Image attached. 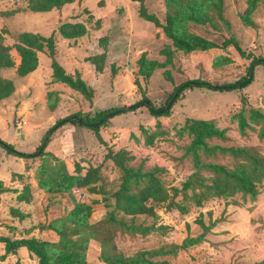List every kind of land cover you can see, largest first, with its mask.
Segmentation results:
<instances>
[{
    "label": "rangeland",
    "instance_id": "1",
    "mask_svg": "<svg viewBox=\"0 0 264 264\" xmlns=\"http://www.w3.org/2000/svg\"><path fill=\"white\" fill-rule=\"evenodd\" d=\"M71 1L0 0V140L15 151L0 147V238L48 264H264V66L243 89L169 101L186 81L234 84L248 55L264 59V0H144L177 36L218 46L192 52L137 1ZM50 37L90 97L54 76ZM112 107L125 111L98 133L51 130ZM0 264L40 262L0 242Z\"/></svg>",
    "mask_w": 264,
    "mask_h": 264
},
{
    "label": "trees",
    "instance_id": "2",
    "mask_svg": "<svg viewBox=\"0 0 264 264\" xmlns=\"http://www.w3.org/2000/svg\"><path fill=\"white\" fill-rule=\"evenodd\" d=\"M132 1H137L140 4L139 7V14L140 16L154 24L156 27H159L162 29L163 33L165 36L172 42V44L178 48L181 49L185 52H192L196 50H209L213 48H217L218 46L213 43V42H208L205 40H202L197 37H192L189 39L182 38L180 36H177L173 32V27L171 24V21L167 19L165 23H161L156 17L150 16L146 13L144 7H143V2L144 0H132ZM72 3L71 0H53V5L56 8H59L65 4H70ZM106 40L101 39L99 43H104ZM226 45H232L237 52L241 55L244 56V53L242 50L239 48V46L234 43L233 41H226L222 44V46ZM47 57L50 61L51 69L54 74V76L59 79L61 82L67 84L70 88L78 90L82 92L84 95L90 97V92L88 91L87 88L84 87V85L79 82V81H73L70 77L66 76L63 72V69L60 67L57 58H56V51H55V43L52 37H50L47 40ZM103 56H94L90 58L88 61L91 63V65L94 66L96 71L101 70L102 65H103ZM247 59H250V65L248 68V73L247 76L241 79L240 81L234 83V84H229V85H223V86H218L215 84H211L209 82H203L199 80H189L184 83H182L176 90L175 93L172 95V97L169 99V101L175 102L177 98L179 97L180 94L187 90H193V89H205L209 91H220V90H228V89H243L247 87L248 85L251 84L253 81V70L256 66L262 65L264 66V59H259V58H254L252 56H247ZM168 101V103H169ZM168 103L162 107L161 109H154L150 105L147 106L149 111L152 114H157V113H166L169 111ZM125 107H112L109 109H104V110H99L94 113H87L84 115L77 114L75 115L76 119H72V116L67 117L63 120H60L55 124V126L51 129L52 131L61 127H65L67 124H72V125H79L81 127H84L94 133H98L101 127L105 126V124L108 122V120L116 117L117 115L122 114L125 110ZM46 140V137L44 138V141ZM0 147L3 148L5 151L8 153H13L15 152L13 150V147L10 146L9 144H6L2 140H0ZM42 147H40L37 152L34 154V156H39L42 154ZM0 242L4 243L5 249L7 253H11L16 251L20 247H26L29 252L32 254L36 255L38 258L40 264H48L45 261V256L44 254L35 246L32 245L29 242L26 241H15L11 242L5 238H0Z\"/></svg>",
    "mask_w": 264,
    "mask_h": 264
},
{
    "label": "water",
    "instance_id": "3",
    "mask_svg": "<svg viewBox=\"0 0 264 264\" xmlns=\"http://www.w3.org/2000/svg\"><path fill=\"white\" fill-rule=\"evenodd\" d=\"M145 104L149 106L148 101H146ZM126 109H128V108H126ZM72 119H76V117L75 116H72ZM46 138H47V136H46Z\"/></svg>",
    "mask_w": 264,
    "mask_h": 264
}]
</instances>
